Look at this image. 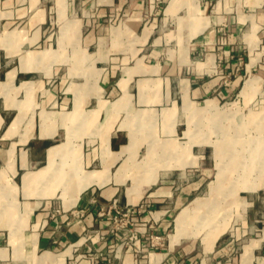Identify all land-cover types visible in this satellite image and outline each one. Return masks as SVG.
Listing matches in <instances>:
<instances>
[{"label":"crops","instance_id":"0c3cea01","mask_svg":"<svg viewBox=\"0 0 264 264\" xmlns=\"http://www.w3.org/2000/svg\"><path fill=\"white\" fill-rule=\"evenodd\" d=\"M155 1L0 0V264H264L255 199L238 254L226 231L173 240L204 156L184 105L259 93L264 0Z\"/></svg>","mask_w":264,"mask_h":264},{"label":"rangeland","instance_id":"374dc122","mask_svg":"<svg viewBox=\"0 0 264 264\" xmlns=\"http://www.w3.org/2000/svg\"><path fill=\"white\" fill-rule=\"evenodd\" d=\"M155 6L157 9L162 7L163 1L156 0ZM108 20L113 21L110 18ZM240 60L243 62V56ZM250 84L251 81L245 84V88ZM259 87L258 94L233 96L215 106L207 102L211 107L204 112H194L192 106H184L187 113L184 114L186 136L201 144L204 156L195 167V179H199L200 186L191 192L187 200L186 204L190 208L189 221L184 226L186 234L184 233L185 238L181 240L179 249H202V239L207 240L226 231L229 233V240L232 239L234 256L240 252L243 240L257 232L248 230L241 235L240 218L246 198L257 201L254 212L264 217V72ZM203 104L201 102L194 107L199 110ZM216 147H220V155L215 152ZM219 167L222 173L217 178ZM188 169L190 168H187V172ZM191 174L194 175L193 172ZM176 213L174 211L172 217ZM129 218L123 216L117 226L118 231L123 232L124 247L136 240L130 239L131 234L136 232L135 224ZM172 231L173 227L170 233ZM155 236L158 235L149 237L148 245H161L162 238L156 239ZM88 242L90 238L86 241ZM182 264L189 263L183 261ZM191 264L196 263L192 261Z\"/></svg>","mask_w":264,"mask_h":264},{"label":"bare ground","instance_id":"6f19581e","mask_svg":"<svg viewBox=\"0 0 264 264\" xmlns=\"http://www.w3.org/2000/svg\"><path fill=\"white\" fill-rule=\"evenodd\" d=\"M250 82V81H249ZM248 82V84H249ZM206 103V102H205ZM185 107H190L191 104H189V102H186ZM211 106L208 105L207 103L199 110L197 109H194V112H204V111H207L208 108H210ZM236 151V150H235ZM215 152L219 155L221 154V150H220V147H216L215 148ZM240 152V151H239ZM223 153V152H222ZM218 156V155H217ZM223 156V155H221ZM222 159V158H221ZM224 169V168H223ZM223 171V170H222ZM221 167H219L217 169V173H216V177L219 178L220 175H221ZM193 204V203H192ZM189 206H185L183 207L179 213H177L176 217H175V233L173 235V240H177L180 236L184 235L185 231H184V226L185 224L187 223L188 218H189V214H188V211H189ZM186 234V233H185ZM207 237V236H206Z\"/></svg>","mask_w":264,"mask_h":264},{"label":"built area","instance_id":"2783aa9c","mask_svg":"<svg viewBox=\"0 0 264 264\" xmlns=\"http://www.w3.org/2000/svg\"><path fill=\"white\" fill-rule=\"evenodd\" d=\"M113 204V208H114V212H113V215H112V222H113V226L118 229V224L122 221V217L123 216H129L130 215V211H132L131 209H126V210H122V209H119V208H116L115 207V201L112 202ZM147 199L146 198H143L141 199L137 205L134 207V209L137 211V212H141V211H144L147 207ZM91 237L90 234H87L85 235L84 239L88 240L89 238ZM99 237H102L101 235H99ZM156 239H159L161 237L159 236H155ZM130 239H137V234H131L130 236Z\"/></svg>","mask_w":264,"mask_h":264}]
</instances>
